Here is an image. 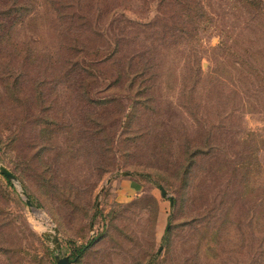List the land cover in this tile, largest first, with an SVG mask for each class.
Returning a JSON list of instances; mask_svg holds the SVG:
<instances>
[{"label": "rangeland", "instance_id": "374dc122", "mask_svg": "<svg viewBox=\"0 0 264 264\" xmlns=\"http://www.w3.org/2000/svg\"><path fill=\"white\" fill-rule=\"evenodd\" d=\"M0 166V264H264V0H0Z\"/></svg>", "mask_w": 264, "mask_h": 264}, {"label": "water", "instance_id": "95a60500", "mask_svg": "<svg viewBox=\"0 0 264 264\" xmlns=\"http://www.w3.org/2000/svg\"><path fill=\"white\" fill-rule=\"evenodd\" d=\"M0 174L8 181H15V177L12 173L6 170L4 167L0 166ZM160 196L164 197L165 193L162 188H158ZM27 205H29L28 201H25ZM46 238L50 237V244H51V253L53 254L54 264H71L73 260H69L67 257H61L58 254L59 251V244L56 240L54 235H44Z\"/></svg>", "mask_w": 264, "mask_h": 264}, {"label": "trees", "instance_id": "16d2710c", "mask_svg": "<svg viewBox=\"0 0 264 264\" xmlns=\"http://www.w3.org/2000/svg\"><path fill=\"white\" fill-rule=\"evenodd\" d=\"M169 201H170V204L171 205H173L174 204V200L173 199H169ZM166 234H167V231H166ZM87 247L88 246H84L83 248H80L79 250H77V252H76V255L75 256H77V255H81V254H83L84 253V250H86L87 249ZM75 256H74V259H73V261H75L76 259H75Z\"/></svg>", "mask_w": 264, "mask_h": 264}]
</instances>
